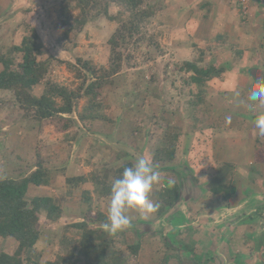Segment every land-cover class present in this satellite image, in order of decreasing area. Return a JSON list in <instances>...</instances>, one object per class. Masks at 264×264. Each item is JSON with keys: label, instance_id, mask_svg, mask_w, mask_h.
<instances>
[{"label": "rangeland", "instance_id": "rangeland-1", "mask_svg": "<svg viewBox=\"0 0 264 264\" xmlns=\"http://www.w3.org/2000/svg\"><path fill=\"white\" fill-rule=\"evenodd\" d=\"M63 1L0 0V55L18 45L25 34L28 35L25 27L29 25L36 31L37 43L44 50L39 59L54 57L73 64L79 58L90 62L96 71L101 67L107 68L110 54L108 39L116 24L100 17L81 30L71 31L64 38L68 27L62 25V16H59ZM185 2L188 3L187 0H146V5L155 8V15L141 26L147 39L136 47L130 42L120 50L121 69L110 78L113 79L112 84L104 82L97 91L96 101L101 104L102 119L89 118L86 122L77 119V112L86 105L83 97L78 100L72 115L61 116L69 119L68 128H64L65 122L58 118L41 123L34 118L24 119L11 92L0 91V179L26 176L35 170L36 163H41L49 171V185L45 186L44 192L38 189L37 194L27 192L25 197L29 201L44 195L62 210L61 217L54 221L47 220L43 214L38 216V240L31 250L22 253L23 264L28 259L40 264L52 262L56 255L64 254V240L78 238L73 229L67 228L68 225L82 220L91 222L99 213L107 215L110 196L100 195L97 188L100 184L94 186L96 179H101L106 173L107 178L102 182L111 185L118 169L128 164L131 166L140 155L152 157V151L157 145L165 146L166 137L175 129L181 131L175 160L168 165L153 162L165 174L153 192L165 186L164 179L174 178L182 187L185 182L195 186L200 183L201 186H196L200 193L195 190L188 201L181 196L160 216L155 213L144 216L134 209L129 210L126 214L132 218V227L111 234L113 243L108 252L122 254L125 257L123 264H159L162 259L164 264H205L206 260L214 258V255L206 257V250L194 240L198 237L204 241L209 236L208 231L199 229L193 232L195 230L190 223L197 216L205 218L201 216L203 214H197L199 205L205 209L204 202L208 197L213 202L217 199L213 194L210 197L205 188L212 175L213 153L217 158L223 147L228 151L232 149L227 156L241 160V165L246 166L245 161L252 160L257 169L264 168V137L256 134L253 123L262 107L259 102L247 99L249 89L259 81L250 78V68L233 63L236 58H232L233 61L226 58L234 65L230 62L229 66L225 65L228 75L223 73L221 81L213 79L202 89L183 82V73L179 71L181 64L198 59L201 52L204 53L201 64H209L215 50L210 48L200 32L196 34L191 28L185 29L187 23L192 26L194 21H187L186 12L176 8H184V11ZM115 11L112 9L109 13L112 15ZM199 21H203L201 16ZM19 62L20 58H16L15 65ZM50 64L48 76L51 81L69 89L80 85L81 79H76L74 72L65 64L59 65L54 61ZM85 71L82 70V74L87 77L86 83H90L94 76ZM41 89L42 86H38L33 93L39 96ZM200 97L203 100L200 108H192L194 102L192 106L186 105L189 98L196 101ZM196 109H200L202 114L195 112ZM193 112L195 121L187 123L186 116ZM229 115L231 122L227 123L225 117ZM156 121L167 124V127H160ZM189 125H193V129L183 132V128ZM229 126L232 133L227 137L231 139L222 142L220 136L226 135L224 128ZM239 183L236 180L237 186ZM30 188L36 190V187ZM181 190L179 188V194ZM152 194L150 199L155 201ZM199 194L203 198L196 201ZM144 219L154 223L153 233L146 232L144 225H140ZM253 229L249 227L243 236L244 249L252 246L254 251L257 248L255 242L264 247V233L263 237H255ZM133 244H139V251L136 256H129L127 246ZM16 247L17 243L12 239H0V251L12 254ZM256 258L254 255V260Z\"/></svg>", "mask_w": 264, "mask_h": 264}, {"label": "trees", "instance_id": "trees-1", "mask_svg": "<svg viewBox=\"0 0 264 264\" xmlns=\"http://www.w3.org/2000/svg\"><path fill=\"white\" fill-rule=\"evenodd\" d=\"M145 3L146 0L63 1L60 4L59 16L60 18L62 16V25L68 27L64 32V38H67L71 31L81 30L87 23L100 17L116 24L114 32L108 39L109 66L107 68L101 67L99 71H96L90 62L79 58H76L73 64L54 57L39 59L44 50L40 43H37L36 31L28 25L25 27L28 35L25 34L18 45L8 49L4 55H0V91L11 92L15 102L19 104V110L22 111L24 119L34 118L41 123L45 120L52 121L58 118L65 122L63 127L68 128L69 119H64L61 116L72 115L76 105H78V100L82 97L85 98L86 105L79 112L76 111L77 119L80 122H86L89 118L102 119L100 115L101 104L96 101L97 91L104 82L112 84L113 79L110 78L114 77L121 69L122 56L120 50L130 42L136 47L143 44L147 39L141 31V26L145 25L155 15V8ZM143 4L146 6L143 7ZM112 9H116V11L111 15L109 12ZM72 12H76V14L72 15ZM203 54L201 52L196 60L184 61L179 67V71L183 73L181 78L186 85L193 84L198 89H202L207 82L213 79L221 81L222 74L226 70L225 67L218 65L215 59H212L209 64L202 65ZM16 58H20V62L15 65ZM51 61L59 65L65 64L68 70L74 72L76 79H81L80 85L75 89H69L51 81L48 76ZM82 70H86L85 72L94 76V80L86 83L87 77L82 74ZM185 74H189V76L185 77ZM38 86H42L39 96L33 93V90ZM194 95L196 96V94ZM202 101L201 97L197 98L196 101L189 98L186 105L192 106L194 102L192 108H200ZM199 110L196 109L195 112ZM200 111L199 113H201ZM195 112L186 116L187 123L189 120L195 121ZM155 124L160 127H167V124H161L157 121ZM192 126H185L183 132L192 130ZM180 136L181 131L175 129L166 137L165 146L157 145L152 151L151 157L155 164L168 165L175 160L176 144ZM254 164L256 163L254 162ZM36 165L35 170L26 176L0 179V239L10 238L17 243L16 250L12 254L0 251V264H23L22 253L31 250L38 240L36 226L40 214H43L49 221L59 219L62 215V210L51 198L33 197L29 201L26 199L25 196L29 187L49 185V171L41 163H36ZM129 166L130 164L118 169L114 178L118 177L124 168ZM252 166L254 167V165ZM216 168L215 175L206 183L208 191L214 195L213 198L217 197L216 202L214 201L211 205V209L231 208L233 203H230V199L237 190L232 184L234 182L233 166L220 163ZM262 175L259 171H251L249 182L259 180L263 177ZM106 178L107 174L104 173L101 179H96L94 186L100 184L97 187L100 195L109 197L111 185L102 182ZM230 178L232 182H230ZM164 182L165 186L152 194L155 199L154 202H159L161 205L158 212L155 213L157 216H160L166 208L173 206L178 196V184L168 186L167 180L164 179ZM72 183L71 180L70 184ZM214 203L218 205L214 206ZM261 210L263 211V208ZM258 214H261L260 211ZM106 218L107 215L99 213L96 219L91 222L82 220L79 223L68 225L67 228L73 229L78 238L65 239L63 242L65 253L56 255L52 262L46 261L42 264H123L125 257L122 254L118 251L108 252L113 240L110 238L111 234L101 227ZM89 223L100 226L95 227ZM139 247V244L128 245L127 254L136 256ZM26 264L40 263L38 261L30 262L28 259ZM159 264H164V259Z\"/></svg>", "mask_w": 264, "mask_h": 264}, {"label": "crops", "instance_id": "crops-1", "mask_svg": "<svg viewBox=\"0 0 264 264\" xmlns=\"http://www.w3.org/2000/svg\"><path fill=\"white\" fill-rule=\"evenodd\" d=\"M187 1L188 3L185 2L187 4H185L186 9L184 11V8L178 9L179 7H176L177 10L186 12L187 21L194 20L192 26L190 23H187L185 29L188 30L191 28L192 32L196 34H198V32L201 33L202 38H204L205 41L207 40V44L210 48L215 49L212 51V54L214 53L212 57L217 61L218 65H223L225 67V65L233 61L232 58H236L233 63L237 65L242 64L245 65L246 68L251 69L249 70L251 71L249 75L252 80L254 79L255 82L260 80L264 82V0ZM190 3H192V5H190ZM209 5L214 9H210ZM204 9H207V12H203ZM189 12L193 13L190 14ZM200 16L203 21H199ZM172 23L174 22L172 21ZM206 33L209 35L206 36ZM253 56L255 57L253 58ZM256 56L258 58H256ZM227 57H229L231 61H229L230 59H226ZM253 60L256 62L252 64ZM227 72V70L224 71L225 74ZM261 110L264 112V107H262ZM232 128L234 130L236 129L233 125ZM224 131H226V135L220 136L219 139L222 142L227 141L230 138L227 137V135L232 133L230 126L225 127ZM223 148L224 150L217 154V158L215 157L216 154L212 152V175L209 176L208 180L210 181L215 175L217 171L216 167L220 163L233 166L232 176L234 182L232 184L237 189L236 193H234L230 199V203H233V207H218V209L212 210L211 205L213 201L208 197L209 201L207 200L204 202L205 209L202 208V205L197 207V214H203L201 216L205 218L201 219L197 216L190 224L192 225V229L195 230L193 232L199 229L207 230L209 236L206 237L204 241H201L198 237L194 240L198 243V246L206 250V257L214 255V258L208 259V261L206 260L205 264H262V262L264 263V247L258 242H255L254 245H256L257 248L254 251L252 246L250 248L247 246L244 249L246 243L244 242L243 233L249 227H252L255 231V237H263L264 168L257 169L256 164H254L252 160L245 161L247 165L243 166L241 165V160H236L237 158L227 156L229 152L233 151L232 149L228 151L225 147ZM252 165H254V167ZM251 171H259L263 174V177L257 181L251 180V182H249L247 178ZM236 180L240 181L238 186L235 184ZM196 186L199 187L201 185L198 183ZM196 186L191 182L189 184L185 182L183 187L180 184V190L183 188L180 191V197H185L184 200L188 201L191 199L195 190H198L200 193V189ZM205 188L208 191L207 185ZM35 189L36 190L29 187L27 192H33L31 195H35L38 193V189L44 192L46 187L38 186ZM208 194L211 197V193L209 192ZM42 196L46 197L44 195ZM202 198L203 197L199 194V198L196 201H200ZM216 205L218 204L214 203V206ZM251 208L253 209L251 210ZM262 208L263 211L261 210ZM208 209H210V211ZM259 211L261 214H258ZM151 222L152 221L144 219L143 222H140V225H144L143 228L146 229V232L153 233L154 229L152 227H154V223ZM229 234H231V236H227ZM226 236V241L222 242L223 238ZM260 249L261 252L258 253ZM254 255L257 257L255 260Z\"/></svg>", "mask_w": 264, "mask_h": 264}, {"label": "clouds", "instance_id": "clouds-1", "mask_svg": "<svg viewBox=\"0 0 264 264\" xmlns=\"http://www.w3.org/2000/svg\"><path fill=\"white\" fill-rule=\"evenodd\" d=\"M236 95H239L237 92ZM247 99L259 102L264 107V82H256L249 89ZM227 123L231 122V116H226ZM256 134L264 137V112H260L253 121ZM165 174L159 171L153 164L150 156L140 155L130 167L124 168L122 173L113 179L110 189V198L107 205V218L101 227L109 234L127 230L132 227V218L126 213L136 210L144 216L158 212L159 202L150 199L153 189L161 184ZM174 178L167 179V185H175Z\"/></svg>", "mask_w": 264, "mask_h": 264}, {"label": "water", "instance_id": "water-1", "mask_svg": "<svg viewBox=\"0 0 264 264\" xmlns=\"http://www.w3.org/2000/svg\"><path fill=\"white\" fill-rule=\"evenodd\" d=\"M179 198H180V195H179V193H178V196H177L176 200H177V199L179 200ZM176 200H175V201H176Z\"/></svg>", "mask_w": 264, "mask_h": 264}]
</instances>
